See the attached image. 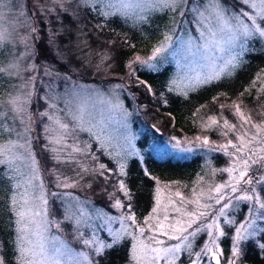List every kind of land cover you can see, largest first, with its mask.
Wrapping results in <instances>:
<instances>
[{
  "label": "snow or ice",
  "instance_id": "1",
  "mask_svg": "<svg viewBox=\"0 0 264 264\" xmlns=\"http://www.w3.org/2000/svg\"><path fill=\"white\" fill-rule=\"evenodd\" d=\"M34 7L36 16L50 17L49 24L60 23L61 29L46 34L45 42L39 35L43 29L37 28L34 21L29 23L28 34L15 42L22 44L25 51L14 54L15 26L10 31L3 25L14 11H18L17 24L21 17L29 20L32 17L27 16L19 0H0V57L4 58L0 59V80L5 76L23 80L0 100V140L4 141L0 143V165L7 169V177L0 175V186H3L0 190L11 193L6 195L11 245L8 240L0 241V264H103L108 255L125 245L126 264H184L185 258L188 264H245L249 247L257 250L258 255H264V119H256L257 115L264 117V69L255 74L231 104H220L218 115L202 119V131H219L223 142L211 141L207 135L184 141L172 137L175 142L172 147L179 151L192 152L199 147L228 156V166L214 170L227 173L228 179L201 187L199 191L193 187L187 196L176 189L173 195L179 200L170 197L167 203H162L159 181L143 168V177L155 181L156 186L154 206L141 222L135 212L141 185L131 175L127 164L128 157L139 153L132 148L128 135L122 134L117 141L107 133L103 118L95 121L88 101L93 93L100 95L98 89L84 96V89L77 86L79 91L74 89L69 93L71 99L66 107L70 119L67 121L50 115L48 110L37 114L57 126L52 129L45 125V132L49 134L42 152L50 154L54 162L52 169H45L52 177L53 188L92 189L96 184L108 196L111 207L119 210V215H109L100 209L89 212L85 205L90 202L81 200L71 191H49L45 187L42 167L46 161L38 159L33 148L34 120L29 106L36 90L35 73L39 69H43L42 76L55 73L52 68L36 62L21 68L22 61H35L38 56H46L49 49L62 64L73 62L71 50L58 42L66 33L71 43L72 34L63 26L65 18L75 23L95 13L93 18L100 19V23L93 25V29L102 36L107 27L105 21L113 22L110 17L142 24L154 13L167 10L175 14L173 26L168 27L149 54L134 55L124 67L133 86L144 89L149 103L168 105L171 97L165 93H177L187 99L190 92L232 77L244 66L245 55L253 50L251 42L264 41V0H232V3L229 0H38ZM188 25H193L198 34L194 36L193 28ZM122 39L124 45L136 47L126 37ZM37 40L41 43L39 50L34 47ZM116 43V40L101 41L106 47L96 52L97 72L111 68ZM172 61L181 68L182 74L162 85L164 91L158 93L147 79L141 78L143 74L158 71L162 63ZM22 71L33 74L24 78ZM64 78L72 79L70 75ZM123 87L124 84L114 86L115 89ZM245 92L247 99L259 105L258 110L248 108ZM221 95L227 96V93H218L212 98L213 102ZM41 99L51 101L48 109L56 110L54 97ZM203 107L205 105L200 106ZM226 107L236 122L223 114ZM115 109H120L123 117H127L122 105H111L110 110ZM168 115L175 119L171 112ZM108 118L111 119V115ZM93 129L98 131L93 132ZM77 130L92 132L101 148H107L103 154L115 161V167L100 162L90 145L81 146L75 138ZM54 131L56 135L52 134ZM62 167L73 175H65ZM113 176L117 177L115 181ZM203 179L200 177L197 183ZM49 197L53 202L61 201V219L50 218L54 213ZM241 204L244 215L237 220L235 213ZM169 208L177 215L170 214ZM98 220L102 223H95ZM65 223L71 225L72 239L82 246L81 250L66 239ZM114 224L119 227H113ZM100 231H105L107 236L101 238ZM198 237L202 238L199 244ZM222 238L229 240L227 251L222 246Z\"/></svg>",
  "mask_w": 264,
  "mask_h": 264
},
{
  "label": "rangeland",
  "instance_id": "2",
  "mask_svg": "<svg viewBox=\"0 0 264 264\" xmlns=\"http://www.w3.org/2000/svg\"><path fill=\"white\" fill-rule=\"evenodd\" d=\"M19 3L22 6V9L26 12L27 16L32 17V20L27 19L26 17L20 18V23H16V16L18 15V11H14L13 15L8 18L7 21L4 23V27H8L10 31H12V26H15V31L13 32V43L15 44V47L13 49L14 54L25 51L24 46L22 44L15 43L18 41L21 37L27 35L26 26L29 23L35 22V26L39 29H43L39 33L40 37L46 42L47 41V35L50 31H59L61 29L60 23H50L49 20L50 17H43V16H36L35 15V7L38 4V0H19ZM229 3H232V0H229ZM47 6H51L48 4ZM175 14L171 13L170 11H162L154 13L152 18L147 23L137 24L134 23L131 19L125 20L124 18L120 17H110L109 20H115L117 18L122 19L127 24H129L132 27L139 28L142 25L149 26V30L151 31L152 28L155 30V33L151 35V38L153 41L157 37V41L162 38V34L167 31L168 27L173 26L172 25V19ZM95 13H92V15L88 16V20L77 21L75 23L69 22L68 19L63 20V26L67 28L71 32V43H69V39L67 37V34H62L60 41L66 48H69L71 50V56L73 55L76 60H73L71 64L64 63L62 64L59 60L54 58V52L52 49H49L48 54L46 56H38L35 61H22L21 62V68L24 69L27 67V63L29 62H36L38 64L46 65L53 69L54 75L52 76H42L43 69H39L35 75L37 77L36 80V90L35 94L32 97L31 105L29 106V112L33 116L34 123L32 124V141H33V148L38 154V159H42L46 161V164L42 167V176L45 180V187L49 191H71L73 195L79 196L81 200H86L90 203H86V207L89 212H93L96 209L103 210L104 212L108 213L109 215H119V210L112 208L111 203L109 201L108 196L101 191V187H98L96 184H93L92 189H86V188H77V189H55L52 187V177L46 171L45 169H52L54 166V162L50 158V154L42 152V145L46 142L45 137L49 134L45 132V125H49L52 129H56L57 126L53 121H49L47 118L39 117L37 114L41 111L48 110L50 115H53L54 117H59L62 120H69L70 117L68 116V108L66 107L67 101L71 99L69 96V93L72 92L74 89L79 91V88L77 86H81L84 89V92L82 95L86 96L87 93L90 90L98 89L100 95L97 96L95 93H93L91 99H89V109L92 112L93 116L95 117V121H100L102 118L105 122V128L107 133H109L112 137L115 138V140L119 141L122 134L128 135V137L131 140L132 148H134L139 155L137 156H130L128 157L127 164L129 165L130 161L134 159L135 157L140 160V163L143 167L147 168V165L145 163V157L143 150L138 146L139 139L144 137V134L148 133V135L151 137V147L150 150L152 151V154L160 159H167L170 158L173 161H191L194 159H198V157L201 158L200 161V168L198 170V173L193 175L192 177H185L184 180L182 179H176L171 180L162 179L159 177V175L154 176L156 177V180L159 181V186L161 187L162 191L160 193L162 203H167V200L171 197L173 199H176L177 201L179 198L174 197L173 193L176 189H179L182 191L186 196L190 195V190L193 187L197 188V191L201 187L207 188L209 184L214 183H220L228 179V174L220 171H214L216 169H222L228 166L229 163V157L222 154V153H216L212 152L209 153L206 149H202L199 147H196L192 152H183L175 149L172 147L174 141H172V137H177V139L184 141V140H195V137L197 136H209L211 141H214L216 143L223 142L224 138L219 134V131L213 130V131H202L201 129V122L202 119L206 120L208 115L216 114L218 115L220 113V104L229 105L232 103V101L236 100L237 97H235L232 100L227 99H218L216 102H214V106L218 107L219 111H211L208 108L203 107L200 108L199 113L196 114L195 119V132L193 134H185V135H175V134H169L166 131L163 133H159V137H153L154 135L150 132V127L152 124H155L157 121H153L150 116H146L145 113L148 112V107H140L137 106L136 99H137V93H135V89L133 86V82L129 81L127 74L124 73H117L115 69L114 63L111 62V68L101 69L99 72L96 71L95 65L98 63V59L96 57V52L99 50L91 49L88 45V42L85 41L87 30L85 31V28L89 27L91 30V34L93 38H96L99 36L98 33L95 32L93 29V25L100 23V19H94ZM91 17L93 20H95L94 23H91ZM177 19L179 17L177 16ZM107 22V21H105ZM20 24H23L24 27H21ZM91 24V25H89ZM108 27H110L111 23H106ZM47 25V26H46ZM152 28H151V27ZM188 27L193 28L192 34L195 36L198 33L194 30L193 25H188ZM143 32L148 37L150 36L149 31L147 29H143ZM117 33V30L115 31ZM130 34V33H129ZM101 37V36H100ZM122 38L124 36H121ZM127 38V36H125ZM130 38V37H129ZM131 39V38H130ZM101 41L105 40H111L109 38H103L101 37ZM156 40L154 42H157ZM86 42V43H85ZM156 44V43H154ZM34 47L39 50L41 48V43L39 40L35 42ZM87 47V52H85V49ZM250 47L253 49L249 53H258L264 51V41L260 40H253L250 44ZM152 48V46L150 47ZM101 51V50H100ZM149 52L139 53L135 52L133 55H130L129 59L132 58L134 55H141L146 56L149 54ZM86 54V55H85ZM248 54V53H247ZM245 55L244 61H247L248 55ZM67 58V53H66ZM1 59H4L1 57ZM11 59V57H9ZM5 64L8 62L7 60L4 61ZM89 62H91L89 64ZM56 64H60L63 66H69L72 68L71 72H65L63 69H61ZM63 68V67H62ZM164 68H169V75L167 77V83L171 81L172 79L176 78L177 76L182 74L181 68L177 65L175 61L172 62H164L159 66L158 71H162ZM239 70V69H238ZM237 70V71H238ZM116 71V72H114ZM237 73V72H236ZM235 73V74H236ZM33 73H29L26 71H22V76L24 78H27L29 75H32ZM65 75H70L72 77L71 81L66 80L64 77ZM23 83V80L18 78H10V77H4L0 82V87L3 88L5 86V90H2V93L0 94V100L5 99L7 97V94L9 91H13L14 86L19 85ZM216 83V82H215ZM117 84H124L125 87L121 89H115L114 86ZM193 93L190 92L189 95ZM245 96V103L248 105V108L250 109H259V105L252 102L251 100L247 99L248 93ZM52 96L55 98V103L57 104L56 110L48 109L47 104L51 101H46L45 99H41V97H47ZM41 99V106L35 107L36 109L32 111V105L36 102H39ZM107 101V102H106ZM76 101L73 102V107L75 105ZM119 104L122 105L123 111H126L128 113L127 117H123L122 111L120 109L110 110L111 105ZM147 103H142V105ZM141 105V106H142ZM148 105V104H147ZM144 114V115H143ZM225 116L228 117L229 120L236 122V118H234L231 115L230 110L226 107L224 109ZM109 115H111V119H109ZM143 116V118H142ZM256 119H264V117H261L259 115L256 116ZM154 122V123H152ZM158 125H162V121H158ZM155 124V125H156ZM36 127V129H35ZM85 128L88 127L87 124L84 125ZM37 130V131H36ZM36 131L35 137L33 132ZM98 131V129H93V132ZM53 135H56L57 133L54 131L52 133ZM75 138L78 139L81 142V146L84 144H88L91 146V152L94 153L96 156L100 157V162L108 163L110 167H115V161L110 160V158L103 154L107 151V148H101L100 142H98L95 137L93 136L92 132L89 131H80L77 130L75 133ZM3 140H0V143H3ZM71 142V141H70ZM103 156L105 158H103ZM102 157V158H101ZM88 163H91V161H88ZM0 167H3V173L5 174V177H7V169L6 166L0 165ZM61 171L68 176H72L73 173L71 171H68L66 168H61ZM170 171V170H169ZM203 177V181L200 183H197L199 178ZM117 179L116 176H113V181ZM102 182V181H101ZM101 186H103V183H101ZM156 186V182H155ZM155 188V187H154ZM111 187H109V191H111ZM9 196L11 193L8 194ZM155 195V193H154ZM49 204L52 207V211L54 213L55 219H61L58 216V213L62 215V203L60 200H55L53 202V198L49 197ZM107 205V206H106ZM154 206V204H153ZM169 212L172 215H177L175 213H171V208H169ZM149 214H147L148 216ZM244 215V205H240V210H238L235 213V216L237 220H240L243 218ZM138 218V217H137ZM161 219H162V213H161ZM139 220V218H138ZM143 221V220H139ZM95 223L100 224L102 221H95ZM67 224V223H65ZM69 225V224H68ZM71 226V225H70ZM113 227H119L118 224H114ZM87 231L86 229H83ZM55 232V230H53ZM65 235L66 239L72 244L73 247H76L78 250L82 249L81 245H78L73 239L71 235V231L67 230L65 227ZM99 235L101 238H105L107 236V233L105 231H100ZM223 239V247L225 251L228 249L229 240L226 238ZM1 240V239H0ZM202 238H197V243H201ZM184 264H188L187 258L184 259Z\"/></svg>",
  "mask_w": 264,
  "mask_h": 264
},
{
  "label": "trees",
  "instance_id": "3",
  "mask_svg": "<svg viewBox=\"0 0 264 264\" xmlns=\"http://www.w3.org/2000/svg\"><path fill=\"white\" fill-rule=\"evenodd\" d=\"M90 20L91 23L95 22L92 17ZM112 21L113 22L110 24V27L107 26L105 28L104 34L101 37L117 41L116 45L114 46L115 51L113 52L115 59L111 62L112 64L114 63L115 69L118 74L120 72L126 75L127 69L124 67V63L129 60L130 55H133V53L135 52H149L151 50L150 47L153 46L154 43H156L154 41H157V37L154 41L151 38V35L155 33V30L151 26L150 27L152 28V30L150 31V28H148L149 26L142 25L139 28H135L130 26L120 18H117ZM89 29V27L85 28V31H88L85 41L88 42L89 46L91 44V49L100 51L102 50V48L106 47L101 44L100 35L96 38H93L92 35L89 34L91 33V30ZM143 29H147V31H149V37L144 34ZM116 30L117 33H115ZM121 36H124L123 38L127 36V39L132 44H135L136 47L130 48L127 45H124ZM85 52H87V47L85 49ZM247 55L248 58L247 61L244 63V66L239 69L237 73L234 74L232 77L225 78L212 85L204 86L198 89L197 91L191 93L187 99H185L183 96L178 95L177 93H165L166 95H169L171 97L170 103L168 105H160L157 104L155 101L149 103L148 99L146 98L144 89L142 87H134L135 93H137V106L142 107L141 105L143 102L147 103L148 112L145 113L146 116H150L153 121H162V125L160 124L157 126L156 122V125L152 124V126L150 127V132L154 135L153 137H159V133H164L165 131L169 134L175 135H185L186 133L193 134L196 130V115L193 116V113L196 112L197 108H200L201 105H205L206 108L209 107L211 111H219L218 107H215L213 105L214 102L212 100V98L218 93H227V96L221 95L219 99L232 100L237 97L239 93L249 85V82L255 76V74L261 69H264V51L258 53H248ZM71 58L73 60H76L73 55L71 56ZM56 65L63 69V71L68 73H70L72 70V68H70L69 66H63L60 64ZM169 71V68H164L162 69V71L159 72H148L146 74H143L141 75V78L147 79L148 82L151 83L159 93L160 91H164L161 86L166 85V79L169 75ZM5 86H3V88L0 87V94L2 93L3 89H6ZM246 94L247 93L245 92V96H247ZM40 106L41 99L39 102H36L32 105V111L36 109L35 107ZM169 112H171L172 115L175 117L174 120L169 117ZM36 131L33 132L34 137ZM151 142V137L148 135V133H145L144 137L139 139L137 144L143 150L144 156H146L145 163L152 176L159 175V177L165 179L166 181L167 179L176 180L178 178L184 180L185 177H192L193 175L198 173V170L201 166L200 157L191 161L188 160L187 162L180 160H177L175 162L170 158H167L165 160L160 159L152 154V151L149 148L151 147ZM103 158L105 157L103 156ZM128 166L131 170V175L133 177H136L138 180V185H141L139 189V195L137 197L135 212L139 220H143L144 217H146L147 214L150 213L151 208L154 204L153 197L155 181L143 177L142 169L145 167L142 166L138 158L135 157L134 159H132ZM3 170V167H0V175L5 176ZM8 194L9 193H6L5 190H0V241L8 240L10 246V230L7 227L9 223V215L7 210L8 201L6 200V195L9 196ZM58 216L60 218L62 217V215L59 213ZM64 227H66L67 230L72 231L70 225L65 224ZM126 261L127 245H125V247L120 249L119 251L112 252L110 255H108L107 259L103 262V264H126ZM245 264H264V255H258L257 250L249 247L247 256L245 258Z\"/></svg>",
  "mask_w": 264,
  "mask_h": 264
}]
</instances>
